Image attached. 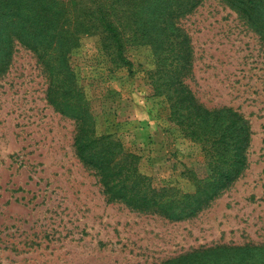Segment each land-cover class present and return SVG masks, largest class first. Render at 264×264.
I'll list each match as a JSON object with an SVG mask.
<instances>
[{"label":"rangeland","instance_id":"1","mask_svg":"<svg viewBox=\"0 0 264 264\" xmlns=\"http://www.w3.org/2000/svg\"><path fill=\"white\" fill-rule=\"evenodd\" d=\"M181 25L195 50L190 84L208 106H231L253 132L248 167L195 217L170 221L109 202L92 170L76 158L75 123L47 103L35 55L16 44L0 76V264H161L202 247L264 244V46L238 15L207 0ZM99 35L69 54L98 134L140 157L155 186L192 192L190 172L207 173L202 148L169 120L148 78L149 44L110 70Z\"/></svg>","mask_w":264,"mask_h":264},{"label":"trees","instance_id":"2","mask_svg":"<svg viewBox=\"0 0 264 264\" xmlns=\"http://www.w3.org/2000/svg\"><path fill=\"white\" fill-rule=\"evenodd\" d=\"M207 0H0V76L16 44L30 50L47 78L46 100L75 123L74 153L98 177L109 202L158 214L170 221L195 217L241 178L252 141L250 122L231 106H208L190 84L195 50L181 20ZM234 11L264 46V0H217ZM99 35L110 70L133 62L127 52L149 44L148 78L168 102L170 122L202 148L207 173L190 172L192 192L155 186L140 157L111 134H98L90 102L76 81L69 54L85 35ZM161 264H264V244L215 245Z\"/></svg>","mask_w":264,"mask_h":264}]
</instances>
